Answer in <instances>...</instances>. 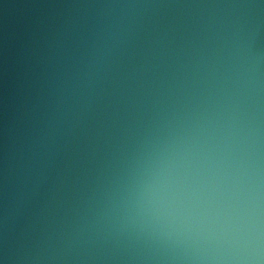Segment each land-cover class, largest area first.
Wrapping results in <instances>:
<instances>
[{
	"label": "water",
	"instance_id": "95a60500",
	"mask_svg": "<svg viewBox=\"0 0 264 264\" xmlns=\"http://www.w3.org/2000/svg\"><path fill=\"white\" fill-rule=\"evenodd\" d=\"M0 264H264V0H0Z\"/></svg>",
	"mask_w": 264,
	"mask_h": 264
}]
</instances>
